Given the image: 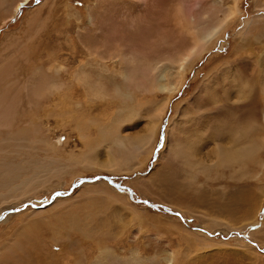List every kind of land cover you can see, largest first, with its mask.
Masks as SVG:
<instances>
[{
    "label": "rangeland",
    "instance_id": "374dc122",
    "mask_svg": "<svg viewBox=\"0 0 264 264\" xmlns=\"http://www.w3.org/2000/svg\"><path fill=\"white\" fill-rule=\"evenodd\" d=\"M11 7L0 11V264H264V0ZM110 124L117 147L100 135ZM246 145L242 160L217 153ZM96 176L126 190L71 187ZM23 178L26 192H10Z\"/></svg>",
    "mask_w": 264,
    "mask_h": 264
},
{
    "label": "bare ground",
    "instance_id": "6f19581e",
    "mask_svg": "<svg viewBox=\"0 0 264 264\" xmlns=\"http://www.w3.org/2000/svg\"><path fill=\"white\" fill-rule=\"evenodd\" d=\"M10 1V0H9ZM30 1L31 0H19L15 5H13L12 7H11V4L9 5V4H7L6 3V0H0V11H4V10H7V9H9V7H11V9L10 10H8L6 13H9L10 12V15L12 14H15L22 6H25V5H27V4H29L30 3ZM138 1H144V0H138ZM194 3H197V2H194ZM185 4V3H184ZM189 2L187 3V5H185L184 6V10H183V13L185 12V13H187V11L189 12V11H191V7L189 8ZM191 6V5H190ZM237 4L236 3H234L233 4V7L232 8H230L229 9V11L227 12V14L225 15V19L217 26V27H215V28H211L212 30H211V32H206L205 34H203V36L201 37V35H200V39L199 38H197V40H194L195 42H194V48H193V53H194V55H199L204 49H205V47L207 46V44L208 43H210V42H212L210 39H211V37H213L214 35L216 36V34L218 35V33L220 32V31H222L225 27H227V23H228V21L227 20H229L233 15H235L237 12H238V10H237ZM182 10V9H181ZM190 13V12H189ZM194 13V12H193ZM190 17V19L193 17V16H191L190 14L189 15H187V17ZM186 17V18H187ZM192 20V19H191ZM232 20V19H231ZM200 30V29H199ZM195 31V30H194ZM203 31V30H202ZM199 32V31H198ZM201 34V33H200ZM196 38V37H195ZM213 39V38H212ZM210 41V42H209ZM187 59V58H186ZM185 61V60H184ZM188 62H190V59L188 58L187 60H186V62L185 63H188ZM180 69H181V71L180 72H184V70H185V67H184V65H180V67H179ZM178 69V68H177ZM163 72V71H162ZM165 72V71H164ZM135 73V72H134ZM138 73H140V72H138ZM159 74H161V73H159ZM180 74V73H179ZM127 75V74H126ZM161 75H159V77H160ZM166 76V75H165ZM164 76V77H165ZM181 76V75H180ZM156 77H158V75L156 76ZM162 77H163V75H162ZM180 78H182V77H180ZM156 79V78H155ZM160 79H161V77H160ZM160 79H158L157 80V83H158V89L159 90H163L164 91V88L162 87V85L163 84H161V80ZM84 80L86 81V80H88L87 78H84ZM135 81V80H134ZM87 82V81H86ZM160 82V83H159ZM91 83V82H90ZM136 83V82H135ZM88 84V83H87ZM179 83H177V84H175L174 86H173V89L175 90L176 89V87H177V85H178ZM91 85H93L92 83H91ZM93 87V86H92ZM137 87H138V85H137ZM88 88H90V85L88 84ZM163 88V89H162ZM173 89H172V91H173ZM91 90V89H90ZM95 91V90H94ZM91 92V91H90ZM92 93V92H91ZM99 93V92H98ZM125 96V95H124ZM128 98H129V96H128ZM125 99V98H124ZM168 99V98H167ZM38 103V102H37ZM3 104V103H2ZM8 104V103H7ZM6 104V105H7ZM163 105H165V104H163ZM4 106V105H3ZM1 107V106H0ZM126 111V110H125ZM128 112H130V114H132L133 113V110L132 109H128ZM162 112V111H161ZM160 112V113H161ZM129 114V113H128ZM127 114V115H128ZM2 115H4V113H2ZM159 116V115H158ZM134 118V117H133ZM110 121V120H109ZM117 124V123H116ZM116 124H114V125H116ZM31 125V124H30ZM109 127H107V128H103V127H105V126H103V127H101V128H103V130H105V131H103V130H101L100 131V135H101V137L102 138H109L111 135H110V133H114L115 135L112 137V142H113V145L115 146V147H117V142L119 141L118 139H119V137L117 136V134H116V132H117V130H114V129H112V128H114V126H113V124L111 125H108ZM152 126V125H151ZM116 128V127H115ZM117 129V128H116ZM235 129L236 128H234L233 130H231V131H229L230 133H229V135L230 136H232V135H234L233 136V139H235L234 137H236V134H233L234 133V131H235ZM9 130V129H8ZM7 130V131H8ZM18 130V129H17ZM21 130H23V129H21ZM154 131H155V127H152V129H150V130H148L147 131V133H146V136L145 137H143V136H141V137H139L137 140H136V142H135V144H134V146H131L130 148L131 149H134L133 151H139V150H141L142 148H144L148 143H149V141L152 139V138H154ZM98 132V131H97ZM238 132V131H237ZM15 133V132H14ZM19 133V132H18ZM232 133V134H231ZM20 134V133H19ZM6 135V134H5ZM15 135V134H14ZM21 135V134H20ZM239 139H240V141H242V139H245V136H246V134H244V131H242V129L240 128V130H239ZM238 135H237V138L236 139H238ZM20 137V136H19ZM22 137H24V136H22ZM110 139H111V137H110ZM239 139H238V141H239ZM124 140V139H123ZM235 141L233 140V143H234ZM122 144V143H121ZM120 143H118V147H122V145H126V143L124 142V144H122L121 145ZM179 145H180V143L178 144V145H176V149L174 150V154L175 155H177V156H179V154L183 157V159H184V162H185V160H186V155H185V152H184V147L186 148V144H182L180 147H179ZM252 146V145H251ZM239 149H240V151H239ZM238 150H236V151H232L231 149H228V148H226V147H218L217 148V153H218V155H219V157H220V159H222V160H225V162H231V161H233V160H235V159H239V160H242V158H244L245 156H247L246 154H248V151H249V149H250V147L249 146H245V147H242V148H239ZM252 150V149H251ZM118 151V150H117ZM125 151V150H124ZM126 153V152H125ZM112 154V153H111ZM138 154V153H137ZM123 155V154H122ZM120 156L117 160L115 159V157H110L109 158V160H108V165H107V168H109V169H112L113 167H114V165L115 164H117L116 163V161L117 162H119V164H120V166L121 167H128V164L126 163L125 164V159H123L124 157L123 156ZM144 155V154H143ZM115 159V160H114ZM188 163V162H187ZM36 164V163H35ZM95 164V163H94ZM189 166L190 165H193V164H188ZM4 166V165H3ZM194 166V165H193ZM117 167V166H116ZM119 167V166H118ZM168 167V166H167ZM44 168V167H43ZM123 169V168H122ZM128 169H129V167H128ZM43 170V169H42ZM124 170V169H123ZM39 174H41V173H38V175ZM40 176V178H41V175H39ZM9 178V177H8ZM40 178H38V180H40ZM29 179H31V178H26V179H21V183H23V184H21L20 186H16L14 189H11L10 190V192H13V194H18V195H20V194H22L24 191L26 192V189L28 188V186H30L29 184L32 182H30L29 181ZM44 180V179H43ZM42 180V181H43ZM168 180V179H167ZM34 181V180H33ZM41 181V182H42ZM32 186V185H31ZM13 187V186H12ZM9 192V193H10ZM96 212H98V213H100L101 212V209H96ZM62 214V213H61ZM131 215H134L135 216V214H131ZM66 216V215H65ZM73 216H75L74 214H73ZM138 216V215H137ZM55 236V235H54ZM58 238V237H57ZM30 257V256H29ZM31 259V258H30ZM32 260V259H31Z\"/></svg>",
    "mask_w": 264,
    "mask_h": 264
},
{
    "label": "water",
    "instance_id": "95a60500",
    "mask_svg": "<svg viewBox=\"0 0 264 264\" xmlns=\"http://www.w3.org/2000/svg\"><path fill=\"white\" fill-rule=\"evenodd\" d=\"M99 179H102L103 181H105L106 183H108V184H109L111 187H113V188L126 190L125 188L119 186L118 184H117V185H116V184H113L112 181H111V179L108 178V177H106V176H96V177H93V178H82V179H79L78 181H76L75 183H73V184L71 185V187H77L78 185H80V184H82V183H91V182H95V181H97V180H99ZM67 193H69V191H67V192H55V193H53L52 196H51V197L49 198V200L47 201V203H45L44 205L49 204V202L52 201L51 199H52L53 197H56V196H58V195L64 196V195H66ZM26 205L31 206V207L34 206V205L31 204V203H26ZM42 206H43V205H42ZM22 207H23V206H22ZM34 207H35V206H34ZM19 210H20V209H16V210H11V211H9V212L11 213V212L19 211Z\"/></svg>",
    "mask_w": 264,
    "mask_h": 264
}]
</instances>
